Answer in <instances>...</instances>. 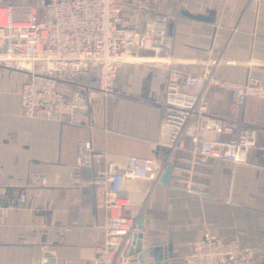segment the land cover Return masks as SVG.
<instances>
[{
    "label": "crops",
    "instance_id": "1",
    "mask_svg": "<svg viewBox=\"0 0 264 264\" xmlns=\"http://www.w3.org/2000/svg\"><path fill=\"white\" fill-rule=\"evenodd\" d=\"M119 2L135 31L142 29L145 9L177 15L170 54L181 70H210L237 83L252 78L264 87V0ZM181 11L209 20L192 19ZM194 48L207 52L205 61L188 58ZM25 79L23 73L0 68V264H40L43 245L55 246L57 264H92L93 249L103 240L98 217L102 188L68 186L77 146L90 141L97 152L155 158L157 175L169 160L168 150L159 145V100L166 71L147 64L122 65L113 97L98 100L73 124L25 116L20 102ZM87 82L83 76L74 84ZM204 99L211 118L256 129L257 145L245 163L214 162L207 199L155 181L146 183L141 211L145 256L134 254L133 264H183L190 241L205 234L235 236L256 249L250 264H264V100L249 97L232 115L227 93L209 88ZM31 173L45 175L48 185H29ZM91 173L82 170L86 179ZM167 247L171 255L154 261L153 250L161 257Z\"/></svg>",
    "mask_w": 264,
    "mask_h": 264
},
{
    "label": "built area",
    "instance_id": "2",
    "mask_svg": "<svg viewBox=\"0 0 264 264\" xmlns=\"http://www.w3.org/2000/svg\"><path fill=\"white\" fill-rule=\"evenodd\" d=\"M25 6V18L16 20L11 4L0 0V68L26 75L20 89L25 116L77 123L79 113L113 97L122 65L147 64L166 71L159 100V145L168 150L170 189L207 199L214 162L245 163L256 147L257 130L211 118L204 93L209 88L227 93L235 115L247 98L264 100V87L252 78L237 83L210 70L194 74L174 65L170 50L175 13L145 9L142 29L135 31L124 19L119 0H36ZM188 58L205 61L207 52L190 49ZM83 76L87 83L74 84ZM77 148L68 186L102 188L98 217L103 240L93 249L92 264H133L136 257L128 251L132 234L139 231L135 223L144 187L149 181L157 183L165 165L156 175L155 158L97 152L90 141ZM85 168L92 171L90 179L82 174ZM28 183L46 187L48 179L31 173ZM255 254L254 247L235 236L205 234L190 241L183 264H250ZM56 258L55 246H41L40 264H57Z\"/></svg>",
    "mask_w": 264,
    "mask_h": 264
},
{
    "label": "water",
    "instance_id": "3",
    "mask_svg": "<svg viewBox=\"0 0 264 264\" xmlns=\"http://www.w3.org/2000/svg\"><path fill=\"white\" fill-rule=\"evenodd\" d=\"M180 14L181 15H187L190 18L196 19V20H202V21H208L209 20V18L206 16L191 15V14H187L184 11H181ZM170 172H171V162L168 161L165 164L162 172L160 173V175L158 177L157 184L164 186V187H167L168 183H169V179H170ZM143 216H144V213L141 212L139 215V218L136 220L135 228L139 231H138V233L135 232L132 234V236H131L132 248L128 251V254H130V255L138 254L141 259H143L145 256V253L141 249L142 235L140 233V230L143 228ZM167 250L168 251L166 252V254L162 255L161 257H156L157 251H159V250H153L154 251L153 256H155L154 261L165 260L167 258V256H170L171 255L170 247H167Z\"/></svg>",
    "mask_w": 264,
    "mask_h": 264
},
{
    "label": "rangeland",
    "instance_id": "4",
    "mask_svg": "<svg viewBox=\"0 0 264 264\" xmlns=\"http://www.w3.org/2000/svg\"><path fill=\"white\" fill-rule=\"evenodd\" d=\"M12 7V17L13 19H22L25 18L27 13V7L25 5H29L33 3L34 0H6ZM20 4V5H18Z\"/></svg>",
    "mask_w": 264,
    "mask_h": 264
}]
</instances>
